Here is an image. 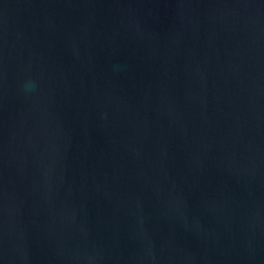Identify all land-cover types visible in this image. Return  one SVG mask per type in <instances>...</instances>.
Segmentation results:
<instances>
[{
	"label": "water",
	"instance_id": "water-1",
	"mask_svg": "<svg viewBox=\"0 0 264 264\" xmlns=\"http://www.w3.org/2000/svg\"><path fill=\"white\" fill-rule=\"evenodd\" d=\"M0 264H264V0H0Z\"/></svg>",
	"mask_w": 264,
	"mask_h": 264
}]
</instances>
